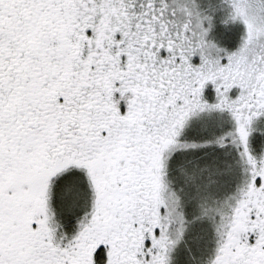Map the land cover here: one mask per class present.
Returning <instances> with one entry per match:
<instances>
[{
    "label": "snow or ice",
    "instance_id": "1",
    "mask_svg": "<svg viewBox=\"0 0 264 264\" xmlns=\"http://www.w3.org/2000/svg\"><path fill=\"white\" fill-rule=\"evenodd\" d=\"M0 264H264V0H0Z\"/></svg>",
    "mask_w": 264,
    "mask_h": 264
}]
</instances>
